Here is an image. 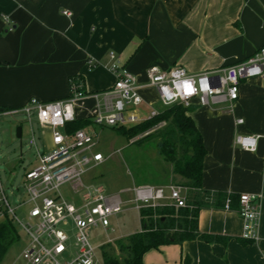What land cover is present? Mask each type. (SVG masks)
<instances>
[{
	"label": "crops",
	"instance_id": "1",
	"mask_svg": "<svg viewBox=\"0 0 264 264\" xmlns=\"http://www.w3.org/2000/svg\"><path fill=\"white\" fill-rule=\"evenodd\" d=\"M262 47L264 0H0V111L32 99H64L75 76L83 78L87 93L110 88L109 53L144 83L150 67L199 74L247 59ZM141 95L146 109L156 107L153 90ZM93 105L92 99L79 101L77 119H88ZM191 117L207 152L202 190L259 195V241L242 239L236 208L207 205L199 212L198 231L223 241L161 246L148 251L143 264H264V82L242 81L230 112L195 106ZM237 134L259 137L256 151L235 146ZM183 182L174 174L156 186Z\"/></svg>",
	"mask_w": 264,
	"mask_h": 264
},
{
	"label": "built area",
	"instance_id": "2",
	"mask_svg": "<svg viewBox=\"0 0 264 264\" xmlns=\"http://www.w3.org/2000/svg\"><path fill=\"white\" fill-rule=\"evenodd\" d=\"M64 14L70 15L68 12ZM3 19L7 21L6 17ZM108 58V69L114 76V83L106 90L87 93L81 85L69 81L68 96L64 99L47 102L32 99L21 108L0 111V116L17 113L25 116L31 134L28 144L35 154L34 164L24 172V200L17 207H11L0 175V222L10 220L26 239L24 248L11 264H96L90 230H109L112 218L124 211V205L132 203V209L137 212L144 208L188 207V189L180 185H142L120 193H108L101 185L82 182L90 169L105 160L102 154L94 151L93 126L129 127L158 115L156 108H150L143 118L139 111L144 105L143 90H153L156 105L160 107L196 106L222 108L230 112L238 100L242 81L260 79L264 82V47L235 64L199 74L188 73L179 66L168 70L150 67L145 72L144 83H139L123 68L114 53H109ZM93 66L89 60L88 69ZM85 99L94 101V112L88 117L91 126L67 132L65 127L77 119L76 104ZM35 124L39 139L44 138V130L50 132V146L42 152L36 146ZM236 124H242V120H236ZM258 138L237 134L234 144L253 153L257 149ZM63 186H68L71 202L61 195ZM122 194H131L132 198L126 200ZM17 209H23V219L16 215ZM222 209L233 210L229 198ZM235 212L242 222V239L257 243L261 197L238 195ZM71 230L75 232L73 250L69 236Z\"/></svg>",
	"mask_w": 264,
	"mask_h": 264
},
{
	"label": "rangeland",
	"instance_id": "3",
	"mask_svg": "<svg viewBox=\"0 0 264 264\" xmlns=\"http://www.w3.org/2000/svg\"><path fill=\"white\" fill-rule=\"evenodd\" d=\"M150 108L159 110L163 107L156 105ZM142 109L145 111H141ZM149 110L142 106L139 111L145 118ZM19 126L22 128L21 139L16 138V128ZM133 126L123 128L129 129ZM164 127L165 124L161 123L128 137L119 135L112 128L93 126L91 132L96 142L94 151L102 154L105 160L83 176V184L101 185L108 193H120L133 187L156 186L161 181H167L174 173L172 174L171 165L163 160L158 150L160 141L158 134ZM28 128L25 116L21 113L0 116V175L13 208L24 200L23 175L35 160L34 149L28 144L31 138ZM33 128L37 149L42 152L44 148L47 149L50 146V132L44 130V138L39 139L36 124ZM60 192L64 199L71 202L72 197L68 186H63ZM121 196L126 200L132 198L131 194ZM132 207V203L124 205V211L112 218L109 230L104 231L101 228L90 230L89 237L91 244L95 247L96 264H102L101 257L104 253L119 259L123 258L119 245H124L126 237L139 232L141 228L139 212ZM15 213L20 219L25 216L23 209H17ZM74 233L73 230L69 231L72 250L75 241ZM25 243L26 239L21 235L20 241L8 249L1 264L13 263Z\"/></svg>",
	"mask_w": 264,
	"mask_h": 264
},
{
	"label": "trees",
	"instance_id": "4",
	"mask_svg": "<svg viewBox=\"0 0 264 264\" xmlns=\"http://www.w3.org/2000/svg\"><path fill=\"white\" fill-rule=\"evenodd\" d=\"M70 82L81 85V76L71 77ZM195 106L173 105L158 110V115L145 120L129 129L113 128L119 135L128 137L149 130L161 123L165 124L158 137L159 154L170 164L173 173L183 179L180 185L188 189L186 208L172 207L144 208L139 211L140 231L126 237L125 244L119 245L123 258L102 254V264H143V256L150 250L161 246L181 244L184 241L201 240L204 242L223 241L222 238L203 235L197 223L200 210L207 205L223 207L227 198L231 207L237 208L238 196L225 193H210L202 190L203 161L206 156L201 134L191 117ZM91 126L88 119H76L65 130L74 132ZM21 235L13 223L5 219L0 222V264Z\"/></svg>",
	"mask_w": 264,
	"mask_h": 264
},
{
	"label": "water",
	"instance_id": "5",
	"mask_svg": "<svg viewBox=\"0 0 264 264\" xmlns=\"http://www.w3.org/2000/svg\"><path fill=\"white\" fill-rule=\"evenodd\" d=\"M22 136V128L19 126L16 128V138L21 139Z\"/></svg>",
	"mask_w": 264,
	"mask_h": 264
}]
</instances>
